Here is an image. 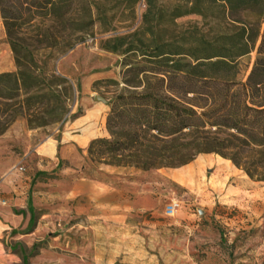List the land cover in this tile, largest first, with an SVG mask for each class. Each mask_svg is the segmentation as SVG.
I'll list each match as a JSON object with an SVG mask.
<instances>
[{
  "label": "rangeland",
  "instance_id": "obj_1",
  "mask_svg": "<svg viewBox=\"0 0 264 264\" xmlns=\"http://www.w3.org/2000/svg\"><path fill=\"white\" fill-rule=\"evenodd\" d=\"M88 3L94 29L49 65L41 77L44 89L0 99V129L9 123L0 135V185L13 177L17 187L11 195L0 188V264H264V182L252 180L231 160L202 154L183 168L151 172L91 162L92 142L110 138L107 117L112 98L125 87L124 60L147 58L151 51L121 55L103 49L108 39L147 26V0ZM155 3L161 26L147 38L157 44L211 41L242 27L236 20H257L253 13L231 17L224 0ZM193 9L197 13L189 14ZM180 14L185 15L176 17ZM263 34L264 23L254 51L240 60L243 83ZM18 73L0 11V76ZM56 78L67 83L56 88ZM60 93L62 107L54 99ZM97 96L109 104L97 102ZM88 128L95 132L80 142L77 136ZM51 144L58 150L46 158L43 149ZM70 145L80 158L76 165L63 158ZM19 192L25 210L8 207Z\"/></svg>",
  "mask_w": 264,
  "mask_h": 264
},
{
  "label": "trees",
  "instance_id": "obj_2",
  "mask_svg": "<svg viewBox=\"0 0 264 264\" xmlns=\"http://www.w3.org/2000/svg\"><path fill=\"white\" fill-rule=\"evenodd\" d=\"M224 1L231 17L253 13L256 23L236 20L243 26L211 41L157 44L147 36L160 30L161 18L155 0H147V26L104 42L108 52L151 54L124 60L125 87L112 98L107 117L110 138L92 142L91 162L151 172L183 168L202 154H216L252 180L264 182V34L248 81L238 79L240 60L254 51L264 23V0ZM93 10L88 0H0L19 70L17 75L0 76V99L14 100L44 89L41 77L49 65L75 50L94 29ZM56 82V88L67 83L60 78ZM107 83L121 85L115 80ZM54 99L58 107L66 103L61 93ZM8 127L9 123L2 126L0 135Z\"/></svg>",
  "mask_w": 264,
  "mask_h": 264
},
{
  "label": "crops",
  "instance_id": "obj_3",
  "mask_svg": "<svg viewBox=\"0 0 264 264\" xmlns=\"http://www.w3.org/2000/svg\"><path fill=\"white\" fill-rule=\"evenodd\" d=\"M98 117V113H93V118H96ZM92 132H95L94 129H86L84 131V133L82 135H79L77 136L78 138H80V142L84 139L87 138V136L89 135V133H92ZM91 139V138H90ZM89 139V140H90ZM89 143V141H88ZM46 149V150H45ZM75 149L76 147L73 146V145H70V146H67L65 147V149L63 150V158L65 159H71L73 161V163L76 165L77 163H79L80 161V158L79 156H77L75 153ZM58 150V146L57 145H54V144H51V145H48L46 146L44 149H43V153H44V157L46 158H53L55 156V153L57 152ZM13 177L7 179L6 181H4L1 185H0V188L8 191V193H10L9 195L13 194L15 191H17V187L15 186V184H13ZM15 181V180H14ZM23 192H19L17 193V198H12V199H8L9 202L11 203L10 206L8 207H18L20 209H26V201L23 200L22 198V195ZM24 195V194H23ZM13 205V206H12Z\"/></svg>",
  "mask_w": 264,
  "mask_h": 264
},
{
  "label": "water",
  "instance_id": "obj_4",
  "mask_svg": "<svg viewBox=\"0 0 264 264\" xmlns=\"http://www.w3.org/2000/svg\"><path fill=\"white\" fill-rule=\"evenodd\" d=\"M96 101H97V102H103V103H105V104H109V101H108V100H106L105 98L100 97V96H97V97H96Z\"/></svg>",
  "mask_w": 264,
  "mask_h": 264
},
{
  "label": "built area",
  "instance_id": "obj_5",
  "mask_svg": "<svg viewBox=\"0 0 264 264\" xmlns=\"http://www.w3.org/2000/svg\"><path fill=\"white\" fill-rule=\"evenodd\" d=\"M178 206H179V204H174V205L172 206V210L175 211V210H176V207H178Z\"/></svg>",
  "mask_w": 264,
  "mask_h": 264
}]
</instances>
